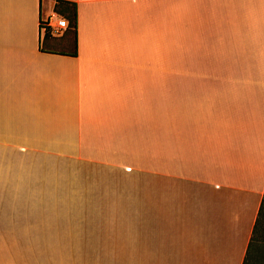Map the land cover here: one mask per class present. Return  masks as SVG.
Masks as SVG:
<instances>
[{
  "label": "crops",
  "instance_id": "crops-1",
  "mask_svg": "<svg viewBox=\"0 0 264 264\" xmlns=\"http://www.w3.org/2000/svg\"><path fill=\"white\" fill-rule=\"evenodd\" d=\"M58 3L73 36L41 49L38 19ZM191 9L216 69L162 64V0H0V204L32 203L34 157L136 166L108 264L243 263L264 197V0Z\"/></svg>",
  "mask_w": 264,
  "mask_h": 264
},
{
  "label": "rangeland",
  "instance_id": "rangeland-1",
  "mask_svg": "<svg viewBox=\"0 0 264 264\" xmlns=\"http://www.w3.org/2000/svg\"><path fill=\"white\" fill-rule=\"evenodd\" d=\"M61 10L66 18L68 11ZM194 16L191 0H162L165 67L177 70L219 67V63L200 51L201 39L195 29H199V22ZM46 42L47 37L42 39L43 47ZM232 80L177 78V84L232 83ZM48 159L44 162L45 159L34 157L31 204L18 203L24 196H16L13 203L0 204L2 258L10 259V264L120 261L122 217L124 213H135L136 209V166L112 173L101 166L80 162L76 166L67 162L58 164L56 159ZM128 233L131 236V228ZM246 264H264V197Z\"/></svg>",
  "mask_w": 264,
  "mask_h": 264
},
{
  "label": "built area",
  "instance_id": "built-area-1",
  "mask_svg": "<svg viewBox=\"0 0 264 264\" xmlns=\"http://www.w3.org/2000/svg\"><path fill=\"white\" fill-rule=\"evenodd\" d=\"M67 28L66 20L54 11L47 16L38 19V30L40 39L45 35L51 38H60Z\"/></svg>",
  "mask_w": 264,
  "mask_h": 264
},
{
  "label": "trees",
  "instance_id": "trees-1",
  "mask_svg": "<svg viewBox=\"0 0 264 264\" xmlns=\"http://www.w3.org/2000/svg\"><path fill=\"white\" fill-rule=\"evenodd\" d=\"M61 9L65 10V11H68L66 18L63 16L64 14H63ZM54 12H56L57 14L62 16L64 19H66L67 28H66L65 32L68 31V35H66V34L65 35L72 37L73 33H74V28H75V16H74V11H73V6L71 4H69V3H58V6H55V8H54ZM46 37H47V39H53V40L58 39V38H51L48 35H45L43 37V39L46 38ZM43 48H45V47H43L42 40H41V49H43ZM262 203H263V200H262ZM262 203H261L259 211H258V217L256 218V221H255V224H254V228L252 230V235L250 237V241L248 243V246H247V249H246V253H245V257H244V260H243L242 264H246L247 263V258L249 257V255L251 253V247L253 245V235H254V232H255V229H256V226H257V222L259 220V214H260V211H261Z\"/></svg>",
  "mask_w": 264,
  "mask_h": 264
}]
</instances>
